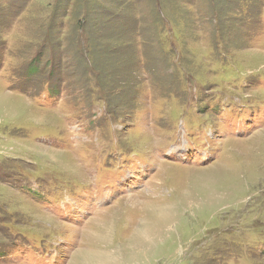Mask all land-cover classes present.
<instances>
[{
	"label": "rangeland",
	"instance_id": "374dc122",
	"mask_svg": "<svg viewBox=\"0 0 264 264\" xmlns=\"http://www.w3.org/2000/svg\"><path fill=\"white\" fill-rule=\"evenodd\" d=\"M93 251L264 264V0H0V264Z\"/></svg>",
	"mask_w": 264,
	"mask_h": 264
},
{
	"label": "bare ground",
	"instance_id": "6f19581e",
	"mask_svg": "<svg viewBox=\"0 0 264 264\" xmlns=\"http://www.w3.org/2000/svg\"><path fill=\"white\" fill-rule=\"evenodd\" d=\"M5 94H6V93H5ZM34 109H35V108H34ZM35 110H36V109H35ZM32 145L38 146V148H41V146H42V145L37 144V143L32 144ZM56 153H58V154H56V155H58V156L60 155L59 158H60L61 156H64V157H65V155L67 154V152H58V151H56ZM61 154H62V155H61ZM67 156H68V155H67ZM59 161H60V160H59ZM60 163H61V162H60ZM63 163H65V165L67 164V165H69V166H70V164H71V163L69 164V162H65V161H64ZM67 165H66V166H67ZM157 206H158V205H157ZM174 208H175V207H174ZM167 213H168V212H167L166 210H164V212H163L162 214H163V216L165 217V216L167 215ZM162 214H161V215H162ZM161 215L159 216V218H156L157 223H158V222L160 223V221L164 219V218H161ZM99 217H100V216H99ZM99 217H98V218H99ZM98 218H97V219H96V218H95V219H92V222L97 223L98 220H99ZM164 220H165V219H164ZM156 221H155V222H156ZM141 222H142V221H141ZM95 223H93L92 225H95ZM154 224H155V223H154ZM157 225H158V224H157ZM148 227H149V226H148ZM91 229H92V226L90 227V230H91ZM154 230H155V229H154ZM159 230H160V225H159L158 228H156V230H155L154 232H148V231L145 230V231L147 232V233H145V231H143V232L145 233L144 236L142 235L143 233H140L139 236L141 235L142 237H141V236L138 237L142 242L137 238L140 242L137 241L136 244H135V246H137V245L139 246V245H141V244H142V245H143V244L145 245V244H147V243L149 244V242H151V241H150L151 239H154L155 237H159V236H157V233H158ZM137 231H139V230L137 229L135 232H137ZM152 231H153V230H152ZM135 232H134V233H135ZM140 232H142V231H140ZM92 234H93V232H92ZM99 235H100V233H99ZM137 235H138V234H137ZM101 236H102V235H101ZM89 237H90V236H89ZM96 237H97V236H96ZM133 237H134V236H133ZM136 237H137V236H136ZM99 238H100V237H99ZM159 238H160V237H159ZM90 239H91V238H90ZM133 240H134V239H133ZM135 240H136V239H135ZM95 241H96V240H95ZM151 243H152V242H151ZM95 244H98V242L95 243ZM100 245H101V243H100V241H99V246H100ZM94 246H95V245H94ZM92 247H93V246H92ZM96 247H97V246H96ZM101 247H102V246H101ZM94 248H95V247H94ZM77 252H79V251H77ZM92 253H93L92 255H89L90 253H88V252H87V253H85V252H82V253H81V252H80V253L78 254V256L81 254V256H82V257H81V260H82L83 264H89V263H90V264H110L111 262H113V260H109V259H107V260L105 259L106 261H105V262H102V261L100 260V258H99L100 255H98V253L101 254V252L93 251ZM76 254H77V253H76ZM82 254H85V255H88V256H84V257H83ZM104 255H105V254H104ZM102 256H103V255H102ZM108 257H109V256H108ZM103 258H104V257H103ZM76 264H77V263H76Z\"/></svg>",
	"mask_w": 264,
	"mask_h": 264
},
{
	"label": "trees",
	"instance_id": "16d2710c",
	"mask_svg": "<svg viewBox=\"0 0 264 264\" xmlns=\"http://www.w3.org/2000/svg\"><path fill=\"white\" fill-rule=\"evenodd\" d=\"M225 246H226V248L224 249V252H225V251H230V249H228V245H225ZM222 252H223V251H222ZM222 252H221V253H222ZM224 256H225V255H224ZM224 256H221V257L218 259L219 264H221L222 261L225 260ZM236 264H247V262H246L245 260H244V261H241V260L237 259V260H236Z\"/></svg>",
	"mask_w": 264,
	"mask_h": 264
}]
</instances>
